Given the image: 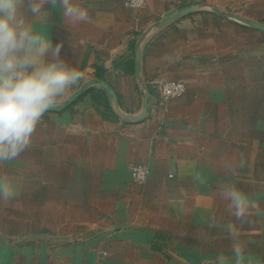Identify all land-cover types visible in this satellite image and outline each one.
<instances>
[{
    "label": "crops",
    "instance_id": "obj_1",
    "mask_svg": "<svg viewBox=\"0 0 264 264\" xmlns=\"http://www.w3.org/2000/svg\"><path fill=\"white\" fill-rule=\"evenodd\" d=\"M199 1L264 23V0H147L140 8L77 0L87 21L68 26L56 7L47 25L35 24L84 71L79 85L105 80L132 116L142 110L134 59L146 34L148 108L126 118L93 85L44 114L31 146L0 162L15 189L0 198V264L264 263V199L242 194L246 231L229 195V183L247 175L241 169L260 176L264 163V32L206 7L154 27ZM166 79L182 81L184 93L163 100ZM135 164L148 169L141 184ZM227 247L242 248L229 261Z\"/></svg>",
    "mask_w": 264,
    "mask_h": 264
},
{
    "label": "clouds",
    "instance_id": "obj_2",
    "mask_svg": "<svg viewBox=\"0 0 264 264\" xmlns=\"http://www.w3.org/2000/svg\"><path fill=\"white\" fill-rule=\"evenodd\" d=\"M60 8L66 24L87 21L88 11L77 0H0V162L15 159L32 144V137L50 107L62 103L84 79V71L60 56L45 30L49 8ZM15 194L10 179L0 177V198ZM236 214L245 211L244 196L232 191ZM237 256L240 249H234ZM219 264H225L221 257Z\"/></svg>",
    "mask_w": 264,
    "mask_h": 264
},
{
    "label": "water",
    "instance_id": "obj_3",
    "mask_svg": "<svg viewBox=\"0 0 264 264\" xmlns=\"http://www.w3.org/2000/svg\"><path fill=\"white\" fill-rule=\"evenodd\" d=\"M206 7L207 9H210L220 15H222L223 17H226L228 19H231L233 21H236L238 23H241L243 25L252 27L254 29L260 30L264 32V23L260 22V21H255L249 18H246L244 16L238 15L234 12L231 11H225V10H221L215 6L212 5H208L203 1H199L183 10H180L170 16H167L163 19H161L156 25H154L155 28H158L160 26H163L166 23H169L179 17H182L183 15L194 11L196 9L199 8H204ZM146 36L142 35L140 38L139 43H137L136 47H135V75L141 85V93H142V110L141 112L136 115V116H132V115H128L126 113H124L123 111L120 110L119 108V101H118V97L116 95V92L114 91V89L103 79L100 78H91L88 79L87 81L83 82L81 85H79L74 91H72V93L70 95H68L61 104L57 105V106H53L50 107L47 111H61L63 109H65L66 107H68L79 95H81V93L89 86H98L100 88H102L103 90H105L112 98L113 101V105L114 108L116 110V112L119 115H122L126 118H130V119H140L144 116L145 112L147 111L148 108V93H147V89H146V85L142 79L141 76V72H140V61H141V41L143 40V38Z\"/></svg>",
    "mask_w": 264,
    "mask_h": 264
},
{
    "label": "rangeland",
    "instance_id": "obj_4",
    "mask_svg": "<svg viewBox=\"0 0 264 264\" xmlns=\"http://www.w3.org/2000/svg\"><path fill=\"white\" fill-rule=\"evenodd\" d=\"M261 119H262V123H263L264 117L261 118ZM246 122H247V119H246ZM262 130H263V132H262L261 135H262V140H264V127H262ZM261 154H262L261 155V161H264L263 160L264 159V148L261 149ZM258 169L261 170V175L260 176H258L257 174H248V172H249L248 170H245L244 171V170L241 169L239 172L245 173L247 175L244 176V180L239 181L238 183H236V182H230L229 183V192L236 191V192H238L240 194H243L246 197L247 196H252V193H254L257 196H260L261 199H264V163L260 166V168L258 167ZM233 170H234V168L230 171V173H236V171H233ZM239 177L241 178V176H239ZM234 178L236 179V177H234ZM245 210H247V207H246ZM246 216H248V214L247 213H243V216L242 217H238L237 224H238V226H241V227L243 226L246 231H249L246 228L247 226H249V224L247 222V219L244 218ZM23 222L24 221L21 219V224ZM218 225H219V223H218ZM17 227H18V225H15L14 226V228H17ZM232 227H233V225H232ZM246 233H248V236H249V233L250 232H246ZM248 236H247V239L249 238ZM196 247H197V249H200L202 246L199 245V246H196ZM216 248L217 247L214 246L213 247V250L216 251L215 250ZM239 248H242V247H239ZM233 249H235V247L234 248L233 247H227L226 250H225L226 251L225 256L229 259V261L231 260L230 258L237 256L236 253H235V251ZM227 250H229L228 253H230L232 255H229L227 253ZM233 253H235V254L233 255ZM241 262H246V260L245 261H242L241 260ZM206 263L208 264L209 262H205V261L188 262V261H186V262H184L182 264H206ZM232 264H236V263H232Z\"/></svg>",
    "mask_w": 264,
    "mask_h": 264
},
{
    "label": "built area",
    "instance_id": "obj_5",
    "mask_svg": "<svg viewBox=\"0 0 264 264\" xmlns=\"http://www.w3.org/2000/svg\"><path fill=\"white\" fill-rule=\"evenodd\" d=\"M147 0H124L127 6L140 8ZM160 97L163 100L181 96L185 91V84L180 80L166 79L158 84ZM148 175V169L141 165L135 164L131 166V176L134 182L141 184L145 182Z\"/></svg>",
    "mask_w": 264,
    "mask_h": 264
}]
</instances>
